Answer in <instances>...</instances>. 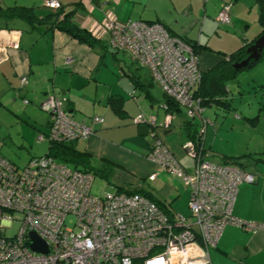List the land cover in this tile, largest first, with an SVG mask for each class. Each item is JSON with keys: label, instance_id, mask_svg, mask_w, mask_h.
Masks as SVG:
<instances>
[{"label": "crops", "instance_id": "obj_1", "mask_svg": "<svg viewBox=\"0 0 264 264\" xmlns=\"http://www.w3.org/2000/svg\"><path fill=\"white\" fill-rule=\"evenodd\" d=\"M59 2L62 15H69L73 23L89 31L97 44L89 46L56 29L50 23L53 19L50 14L55 10L46 7L44 0H0V26L19 32L18 48L8 47L1 56L0 108L4 107L1 112L16 114L19 110V116L24 117L30 128L47 133L49 116L41 109L40 103L49 92L56 93L74 118L86 121L93 131L90 137L72 143L86 158L79 168L86 167L92 173L102 170V176L109 178L112 175L116 189L140 192L174 212V205L182 198L183 203H187L188 190L181 188L179 178L170 177L165 169L154 165L148 154L155 139L159 138L183 167L185 154L181 144L195 130L198 132L200 118H204L207 126L205 158L218 164L237 160L244 169L257 176L254 183L243 182L238 186L232 214L264 225V138L255 136V131L249 133L247 125L240 121L224 123L223 120L216 126V121L211 122L210 118L203 116L204 109L200 117L194 118L186 117L182 109L172 111L174 118L170 121V128H162L167 113L165 96L161 100L153 96L150 86L155 82L150 72L145 68L149 82L127 60L128 54L113 45L103 29L107 18L162 23L172 36L195 46L204 73L259 35L264 28V0ZM225 2L231 4L229 24L217 20ZM21 12L29 15L30 20ZM10 37V31H0V42L9 43ZM257 75L258 72L252 74V81L262 83ZM22 77L27 78L24 87H21ZM23 98L29 99V103L23 105ZM224 100L227 101V95ZM18 103L22 104L21 108ZM140 114L154 117V123H135ZM93 116H99L102 122L92 123ZM234 117L238 119L236 114ZM189 120L193 125L188 123ZM144 125L146 135L140 133V127ZM151 172H156L150 185L154 184L153 191L158 198L144 191L138 181L131 187L124 184L135 181L133 174L141 176ZM180 195L182 197L178 199ZM209 256L211 264H264V227L247 231L227 225L217 245L210 249Z\"/></svg>", "mask_w": 264, "mask_h": 264}, {"label": "built area", "instance_id": "obj_2", "mask_svg": "<svg viewBox=\"0 0 264 264\" xmlns=\"http://www.w3.org/2000/svg\"><path fill=\"white\" fill-rule=\"evenodd\" d=\"M44 5L62 8L59 0H44ZM230 5H222L217 15L220 23H230ZM103 29L116 48L150 72L186 117H200L203 108L194 90L201 69L199 56L189 44L170 35L159 22L107 18ZM0 31L11 34L9 43L0 42L1 62L8 47L18 48L19 32ZM40 107L49 115V128L38 134V141L71 142L93 134L91 126L76 120L58 96L47 95ZM173 118L167 111L162 128H170ZM200 119L196 138L181 144L183 152L194 159L191 170H185L159 138L148 154L154 165L179 178L188 190L187 215L137 191L116 189L93 196L91 173L47 154L32 157L21 167L0 157V264H211L209 251L227 225L247 231L264 227L232 214L238 186L254 183L257 176L231 161H208L207 126ZM90 120L102 122L99 116ZM135 123H154V117L140 114ZM155 177L156 172H151L146 180L151 183ZM29 232L46 242L47 252L31 250Z\"/></svg>", "mask_w": 264, "mask_h": 264}, {"label": "rangeland", "instance_id": "obj_3", "mask_svg": "<svg viewBox=\"0 0 264 264\" xmlns=\"http://www.w3.org/2000/svg\"><path fill=\"white\" fill-rule=\"evenodd\" d=\"M118 53L120 56L122 55L121 51ZM126 58L129 62L133 63L138 71L143 76H145L146 80L150 82V77L147 70L139 64L132 62L128 56ZM257 72V78L264 81V55H262L260 61L257 64L251 66V68L249 67L247 69L241 70L235 76V78L227 83V104L207 105L205 106L203 116L210 118L211 122L216 121V126L217 124H222L223 120L224 123H228L231 120L240 121L247 125L246 129L249 133L255 131V136L257 135V137L261 136L264 138V109L261 108V103L264 102V90L260 88V83H254L252 81V74ZM259 74H261L262 77L259 78ZM238 81H240V83H238ZM150 92L157 100H161L163 98L164 93L156 83L151 84ZM21 103L25 105L23 103V99L21 100ZM21 103H18L19 108L22 106ZM0 109H4V107L2 106ZM18 112L20 111L18 110ZM18 112H16V114H10L9 112L3 113L0 110V155L18 166H23L30 158L39 157L46 154L48 152L49 143L48 141H38L37 136L40 134V132L34 130V128H30L28 123L24 121V117L19 116ZM234 114L238 116V119H235ZM208 127V129H210L211 125ZM205 135H207L206 131ZM184 157L185 160L182 162L183 168L185 170H190L194 164V159L186 154ZM68 166L72 168V166ZM91 174L94 177L90 188V193L93 196H102L106 192H114L116 190L115 184L111 179L112 175H110L108 178L97 173ZM133 176L135 179L133 183H124L127 187L134 186V184H136L138 181L137 184L140 183L141 188H143L144 191H149L154 194L156 198H158L156 195L157 193L153 191L154 184L150 185V183L146 180L147 173L141 176H136L133 174ZM169 176L176 179L175 176H172L171 174H169ZM180 185L181 188L184 189L183 184L180 183ZM181 197L182 195H180L178 199ZM184 201V198H182L176 203V205H174V208L176 212L187 215L188 206L187 203H183Z\"/></svg>", "mask_w": 264, "mask_h": 264}, {"label": "trees", "instance_id": "obj_4", "mask_svg": "<svg viewBox=\"0 0 264 264\" xmlns=\"http://www.w3.org/2000/svg\"><path fill=\"white\" fill-rule=\"evenodd\" d=\"M225 3H227V2H225ZM53 10H55V12L53 14H50V16H53V19L51 20L50 23H52L56 29H59L61 31L68 33L69 35H71V37L77 39L79 42L85 43L89 46H94L95 44H97V41L94 39V37L92 36V34L89 31H87L86 29H83V28L79 27L78 25H76L75 23H73L71 21V19L69 18V15H67V16L62 15L63 14L62 8L61 9H53ZM21 13L24 14L23 12H21ZM24 15H25V17H27L28 20H30L29 15H26V14H24ZM46 18L47 17H45L44 19H46ZM134 21H143V20H134ZM143 22L154 23L157 21H154V22L143 21ZM30 23H32V21H30ZM0 28H2V29L4 28L6 30H12V28H9V27H3V26L1 27L0 26ZM13 30H15V29H13ZM262 34H264V28H262V31L259 33V35L257 37H255L252 41L245 42L243 44V46H241L237 50L233 51L229 55H226L225 57H223V59H221L215 66L208 69L204 73L201 72V80H200L198 86L194 90V96H195V98L200 100V105L203 109H205V106L211 105V104H216V105H219V104L226 105L227 104V101L224 100L225 96L227 95L226 84L230 80L235 78V76L241 70L247 69L249 67L251 68V66L257 64L260 61L262 56L260 57L259 60L250 61L248 63V65H246L245 67L238 69V70L234 69L232 67V64L236 61H241L242 59H244L247 56L246 48L251 43H253L254 40L257 39ZM182 40L185 43L189 44L191 46V48L193 49V51L196 53V51H195L196 48L193 44H191L190 42H188L184 39H182ZM262 55H264V54H262ZM25 79H26V84L21 85V87H24L27 85V78H25ZM259 86L262 90H264V81H262V83H260ZM49 93L50 94L52 93V94L58 96L56 93H53V92H49ZM164 96H165L164 105H166L167 111H169V112L170 111L174 112V111H179V110L181 111V108L170 97H168L165 94H164ZM24 99H26V98H23V100ZM28 103H29V101H28ZM261 104H262L261 108L264 109V102H262ZM253 119H255V118H253ZM188 123L193 125L192 120H189ZM196 133H197V131L195 130L194 134H192L189 138L194 140ZM72 143H73V141H71V142H50L49 147H48V152L46 154L54 157L59 162H62L66 165L72 166V168H74V169L80 170L82 172L92 173L86 167L79 168L81 166L80 164H82V162H84L86 160V158L83 155V153H80L79 151H77L73 147L74 144H72ZM0 157L12 165L18 166L16 164L10 162L9 160L5 159L3 156L0 155ZM231 162L236 163L242 167V165L239 164L237 162V160L233 159ZM224 163H227V162H224ZM18 167H21V166H18ZM100 172H102V170H96L93 173L94 174L95 173L100 174ZM143 195H145V194H143Z\"/></svg>", "mask_w": 264, "mask_h": 264}, {"label": "water", "instance_id": "obj_5", "mask_svg": "<svg viewBox=\"0 0 264 264\" xmlns=\"http://www.w3.org/2000/svg\"><path fill=\"white\" fill-rule=\"evenodd\" d=\"M246 54L247 56L244 59H242L241 61H236L232 64V67L234 69H241L248 65L250 61H257L260 59L262 54H264V34L260 35L257 39L254 40L253 43H251L246 48ZM140 133L142 135L147 134V127L145 125L140 127ZM29 238V245L31 250L43 253L47 252L46 242L43 241L36 233L29 232Z\"/></svg>", "mask_w": 264, "mask_h": 264}]
</instances>
